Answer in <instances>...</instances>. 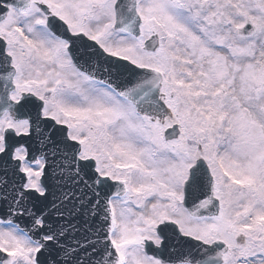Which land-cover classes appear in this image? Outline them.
<instances>
[{"label":"snow or ice","instance_id":"obj_1","mask_svg":"<svg viewBox=\"0 0 264 264\" xmlns=\"http://www.w3.org/2000/svg\"><path fill=\"white\" fill-rule=\"evenodd\" d=\"M0 264H264V0H0Z\"/></svg>","mask_w":264,"mask_h":264}]
</instances>
